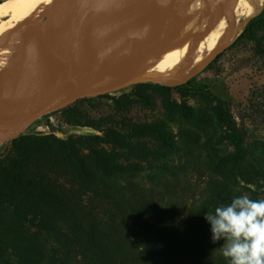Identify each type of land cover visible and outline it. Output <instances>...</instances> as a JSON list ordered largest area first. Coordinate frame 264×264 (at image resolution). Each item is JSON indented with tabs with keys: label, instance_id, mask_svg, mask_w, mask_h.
Here are the masks:
<instances>
[{
	"label": "rangeland",
	"instance_id": "374dc122",
	"mask_svg": "<svg viewBox=\"0 0 264 264\" xmlns=\"http://www.w3.org/2000/svg\"><path fill=\"white\" fill-rule=\"evenodd\" d=\"M263 8L261 0L257 12ZM246 18L244 8H236L232 19L226 16L225 26L234 29L232 45L174 84L189 80L185 89L191 87L190 92L170 90L148 74L153 78L88 90L21 133L44 136L50 143L44 153V190L55 203H44V234L38 236L21 223L18 208L0 202L4 264H93L89 253L81 252L80 241L86 242L82 228L94 227V219L74 203L59 205L58 198L75 192L144 201L158 215L159 227H170L176 235L154 242L159 264H204V254H222L226 242L211 240L205 214L227 205V196L264 200V176L252 183L235 176L234 147L215 107L217 96L226 102L246 143L264 145V53L247 34L240 36ZM111 127L131 135L125 146L110 135ZM11 142L0 146V157ZM70 143L95 167L88 177L66 157ZM91 179L105 187L80 188ZM10 194L0 190L2 199Z\"/></svg>",
	"mask_w": 264,
	"mask_h": 264
},
{
	"label": "bare ground",
	"instance_id": "6f19581e",
	"mask_svg": "<svg viewBox=\"0 0 264 264\" xmlns=\"http://www.w3.org/2000/svg\"><path fill=\"white\" fill-rule=\"evenodd\" d=\"M260 1L92 0L82 15L87 90L147 74L170 85L185 81L230 43L234 29L225 17L244 8L249 19ZM59 4L0 1V109L32 103L42 93Z\"/></svg>",
	"mask_w": 264,
	"mask_h": 264
},
{
	"label": "trees",
	"instance_id": "16d2710c",
	"mask_svg": "<svg viewBox=\"0 0 264 264\" xmlns=\"http://www.w3.org/2000/svg\"><path fill=\"white\" fill-rule=\"evenodd\" d=\"M246 34L256 41L264 53V8L248 19L240 36ZM226 48L219 51L207 65ZM188 84L189 80L183 85H162L170 90L185 93L192 90L191 87L185 89ZM215 99L219 119L226 127L225 136L234 147L231 155L234 174L243 181L252 183L258 177L264 176V145L246 143L245 135L238 129L226 102L217 96ZM111 130L110 135L119 145L125 146L130 140L131 135L120 133L116 127ZM60 141L70 142L69 139ZM49 148L50 143L44 142V136L20 134L12 139L10 149L0 157V190L11 191L7 198H0V202H9L18 208L21 223L27 231H32L38 236L44 234V203H55L54 196L44 190V153ZM64 151L69 162L80 174L87 177L91 175L89 170L95 167L86 159V155L79 154L75 143H70L69 148L65 146ZM104 184L91 179L86 186L80 188L99 185L105 187ZM217 195L220 196V193ZM226 199L229 204L234 197L227 196ZM58 201L62 206L74 203L94 219V227L82 228L81 236L86 242L80 241L81 252L85 256L89 253L93 264H159L154 242L161 240L164 235L176 236L172 234L170 227L160 228L158 215L144 201L136 198L75 192L64 194ZM203 257L204 264H230V258L220 253L204 254ZM0 264H4L1 257Z\"/></svg>",
	"mask_w": 264,
	"mask_h": 264
},
{
	"label": "water",
	"instance_id": "95a60500",
	"mask_svg": "<svg viewBox=\"0 0 264 264\" xmlns=\"http://www.w3.org/2000/svg\"><path fill=\"white\" fill-rule=\"evenodd\" d=\"M92 0H60L56 23V46L49 55L43 90L32 103L10 105L0 109V146L18 137L34 121L65 106L88 90L85 83L87 63L86 36L82 29V15ZM144 75L137 80H150ZM136 80H125L132 83Z\"/></svg>",
	"mask_w": 264,
	"mask_h": 264
},
{
	"label": "clouds",
	"instance_id": "9594fccd",
	"mask_svg": "<svg viewBox=\"0 0 264 264\" xmlns=\"http://www.w3.org/2000/svg\"><path fill=\"white\" fill-rule=\"evenodd\" d=\"M211 240L225 241L222 254L230 264H264V200L247 196L205 214Z\"/></svg>",
	"mask_w": 264,
	"mask_h": 264
}]
</instances>
